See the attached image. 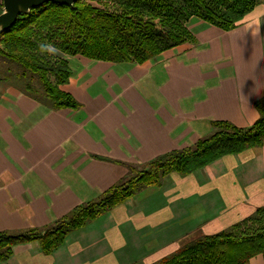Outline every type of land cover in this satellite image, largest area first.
<instances>
[{
  "label": "crops",
  "instance_id": "1",
  "mask_svg": "<svg viewBox=\"0 0 264 264\" xmlns=\"http://www.w3.org/2000/svg\"><path fill=\"white\" fill-rule=\"evenodd\" d=\"M185 43L144 63L68 57L60 87L79 104L53 110L16 85L0 97V232L49 226L141 165L213 133L250 127L264 101V0L233 29L192 18ZM16 84V83H15ZM264 207V141L187 175L171 173L70 232L0 264H155ZM246 264H264L260 255Z\"/></svg>",
  "mask_w": 264,
  "mask_h": 264
},
{
  "label": "trees",
  "instance_id": "2",
  "mask_svg": "<svg viewBox=\"0 0 264 264\" xmlns=\"http://www.w3.org/2000/svg\"><path fill=\"white\" fill-rule=\"evenodd\" d=\"M254 5L251 0H78L73 6L47 3L19 15L9 30L0 33V58L21 67L20 78L16 79L22 82L25 93L43 96L53 110H76L79 104L60 89L71 76L68 57L144 63L191 43L188 23L192 18L228 31ZM41 42L52 43L59 53L41 54ZM257 109L260 116L250 127L213 122V133L189 147L146 164H123L127 173L115 185L49 226L0 232V262L11 257L14 246L32 242L48 255L70 232L140 191L161 185L167 175H187L224 155L260 147L264 141V101L257 104ZM258 255L264 258V207L226 231L189 242L155 264H246Z\"/></svg>",
  "mask_w": 264,
  "mask_h": 264
},
{
  "label": "water",
  "instance_id": "3",
  "mask_svg": "<svg viewBox=\"0 0 264 264\" xmlns=\"http://www.w3.org/2000/svg\"><path fill=\"white\" fill-rule=\"evenodd\" d=\"M78 0H1L2 12L0 13V33L9 30L16 22L17 17L28 13L47 3L73 6Z\"/></svg>",
  "mask_w": 264,
  "mask_h": 264
},
{
  "label": "rangeland",
  "instance_id": "4",
  "mask_svg": "<svg viewBox=\"0 0 264 264\" xmlns=\"http://www.w3.org/2000/svg\"><path fill=\"white\" fill-rule=\"evenodd\" d=\"M251 1L256 4V3L260 2L261 0H251ZM0 2H1V0H0ZM189 32L191 33L190 30H189ZM191 35H192V33H191ZM19 70H21V67H19L18 65H15L14 63H12L10 61H7L5 59L0 58V97H1V95L5 94V92L8 89H10V90L14 89L15 90L16 85L17 86L21 85L22 82L16 79V78H20V77H18V75H19L18 71ZM28 74H30V73H28ZM27 78H28V76H27Z\"/></svg>",
  "mask_w": 264,
  "mask_h": 264
},
{
  "label": "clouds",
  "instance_id": "5",
  "mask_svg": "<svg viewBox=\"0 0 264 264\" xmlns=\"http://www.w3.org/2000/svg\"><path fill=\"white\" fill-rule=\"evenodd\" d=\"M38 49L41 54H48L51 56H55L59 53L57 47L50 42H41L38 45Z\"/></svg>",
  "mask_w": 264,
  "mask_h": 264
}]
</instances>
